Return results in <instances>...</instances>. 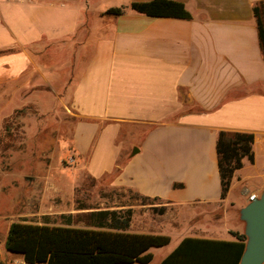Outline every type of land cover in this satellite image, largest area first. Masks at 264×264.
Returning a JSON list of instances; mask_svg holds the SVG:
<instances>
[{
    "label": "crops",
    "instance_id": "0c3cea01",
    "mask_svg": "<svg viewBox=\"0 0 264 264\" xmlns=\"http://www.w3.org/2000/svg\"><path fill=\"white\" fill-rule=\"evenodd\" d=\"M87 1L0 0V89L9 87L12 103L61 109L76 171L95 180L113 175L111 190L156 203L155 213L129 203L102 209H130L129 232L170 238L162 253L150 250L151 264L184 237L235 241L233 233L244 234L247 196L264 192V39L254 14L264 29V0H172L189 19L130 8L151 0L99 11ZM220 131L253 135V161L243 160L223 199ZM236 190L239 205L230 202ZM197 207L210 223L187 230L183 222ZM74 212L48 206L34 212L43 222L20 223L73 227L52 216ZM11 223L0 226V263L27 264L5 249Z\"/></svg>",
    "mask_w": 264,
    "mask_h": 264
},
{
    "label": "rangeland",
    "instance_id": "374dc122",
    "mask_svg": "<svg viewBox=\"0 0 264 264\" xmlns=\"http://www.w3.org/2000/svg\"><path fill=\"white\" fill-rule=\"evenodd\" d=\"M127 1L87 2L99 11L108 7H124ZM6 91L9 87L0 89L1 228L9 222H43V216L34 212L47 211L48 206L64 213L76 209L77 212L71 216L55 215L52 219L78 228L88 227L89 212L108 209L110 202L141 205L144 206L141 211L149 209L154 213L159 209L158 206H149L156 204L153 201L125 191L111 190L113 175L95 180L84 171H76L74 163L69 160L73 155L69 146L71 137H68L66 129L69 120L63 117L61 109L41 112L35 104L12 103L11 97L4 94ZM27 178L32 180L27 181ZM110 196L113 201H110ZM239 201L242 198L236 190L231 193L230 202L239 205ZM207 213L208 210L202 207L191 209L183 227L187 230L206 227L210 223ZM3 233L4 229H1L0 238ZM176 240L173 238L172 243L175 244ZM167 247L160 248V253Z\"/></svg>",
    "mask_w": 264,
    "mask_h": 264
},
{
    "label": "trees",
    "instance_id": "16d2710c",
    "mask_svg": "<svg viewBox=\"0 0 264 264\" xmlns=\"http://www.w3.org/2000/svg\"><path fill=\"white\" fill-rule=\"evenodd\" d=\"M130 8L148 17L190 18L184 5L172 0L133 2ZM122 13V8L106 10V14ZM254 14L260 40H263V23L257 8ZM252 144L253 135L249 133H218L216 153L222 199L230 189L235 171L242 168L243 160L253 161ZM131 215L130 209L91 212L89 225L93 228L13 222L4 246L6 251L21 255L27 264H151L150 250L167 246L170 238L129 232ZM233 236L235 241L184 237L157 264H239L246 237L236 233Z\"/></svg>",
    "mask_w": 264,
    "mask_h": 264
},
{
    "label": "water",
    "instance_id": "95a60500",
    "mask_svg": "<svg viewBox=\"0 0 264 264\" xmlns=\"http://www.w3.org/2000/svg\"><path fill=\"white\" fill-rule=\"evenodd\" d=\"M138 150L134 148L132 154ZM27 178V181H31ZM239 219L244 223L246 237L244 251L239 264L264 263V192L248 202L239 211Z\"/></svg>",
    "mask_w": 264,
    "mask_h": 264
},
{
    "label": "built area",
    "instance_id": "2783aa9c",
    "mask_svg": "<svg viewBox=\"0 0 264 264\" xmlns=\"http://www.w3.org/2000/svg\"><path fill=\"white\" fill-rule=\"evenodd\" d=\"M254 199H256V195L255 194H249L247 196V203L250 201H253Z\"/></svg>",
    "mask_w": 264,
    "mask_h": 264
}]
</instances>
